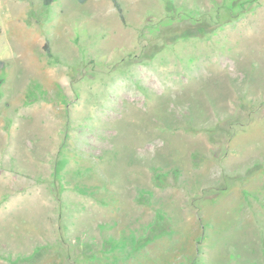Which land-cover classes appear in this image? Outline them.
Returning a JSON list of instances; mask_svg holds the SVG:
<instances>
[{
	"label": "rangeland",
	"instance_id": "rangeland-1",
	"mask_svg": "<svg viewBox=\"0 0 264 264\" xmlns=\"http://www.w3.org/2000/svg\"><path fill=\"white\" fill-rule=\"evenodd\" d=\"M0 264H264V0H0Z\"/></svg>",
	"mask_w": 264,
	"mask_h": 264
},
{
	"label": "trees",
	"instance_id": "trees-1",
	"mask_svg": "<svg viewBox=\"0 0 264 264\" xmlns=\"http://www.w3.org/2000/svg\"><path fill=\"white\" fill-rule=\"evenodd\" d=\"M39 1H41L44 5H48L52 3L54 0H39Z\"/></svg>",
	"mask_w": 264,
	"mask_h": 264
}]
</instances>
